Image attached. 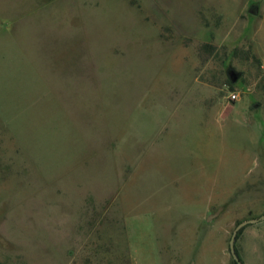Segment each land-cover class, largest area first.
I'll use <instances>...</instances> for the list:
<instances>
[{
	"label": "rangeland",
	"instance_id": "374dc122",
	"mask_svg": "<svg viewBox=\"0 0 264 264\" xmlns=\"http://www.w3.org/2000/svg\"><path fill=\"white\" fill-rule=\"evenodd\" d=\"M262 213L264 0H0V264H236Z\"/></svg>",
	"mask_w": 264,
	"mask_h": 264
},
{
	"label": "water",
	"instance_id": "95a60500",
	"mask_svg": "<svg viewBox=\"0 0 264 264\" xmlns=\"http://www.w3.org/2000/svg\"><path fill=\"white\" fill-rule=\"evenodd\" d=\"M248 11L251 14L256 15L258 13V5L257 4H251L250 7L248 8ZM226 74H227V77L229 78L230 82H235L241 75V73L239 71H236L233 67H228L226 70ZM220 209H221V207H219L216 212L212 213L208 219L217 215ZM262 219H264V213H262L258 217H251V218L241 220L240 222H238L235 225V227L231 233L230 239H229V251H230L232 258L236 262V264H243L242 261L239 259L236 251H235V239H236L237 232L240 229H242L243 227H245L246 225H249L251 223H256Z\"/></svg>",
	"mask_w": 264,
	"mask_h": 264
},
{
	"label": "trees",
	"instance_id": "16d2710c",
	"mask_svg": "<svg viewBox=\"0 0 264 264\" xmlns=\"http://www.w3.org/2000/svg\"><path fill=\"white\" fill-rule=\"evenodd\" d=\"M240 230H241V229H240ZM240 230H239V231H240ZM239 231H238L237 233H239ZM235 251H236V249H235ZM236 253H237V252H236ZM237 255H238V254H237ZM238 257H239V256H238ZM239 259H240V258H239ZM235 263H236V262H235Z\"/></svg>",
	"mask_w": 264,
	"mask_h": 264
}]
</instances>
